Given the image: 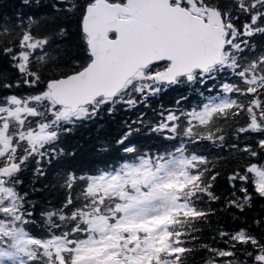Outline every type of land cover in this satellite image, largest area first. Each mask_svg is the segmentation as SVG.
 Here are the masks:
<instances>
[{
  "label": "snow or ice",
  "instance_id": "1",
  "mask_svg": "<svg viewBox=\"0 0 264 264\" xmlns=\"http://www.w3.org/2000/svg\"><path fill=\"white\" fill-rule=\"evenodd\" d=\"M15 16L0 15V56L19 76L0 71V264H188L201 251L202 264H264V235L217 229L216 247L197 227L220 200V157L201 145L250 161L228 176L226 209L250 208V187L264 198V0H20ZM180 87L196 102L152 108ZM139 106L153 116L125 120L96 167H59L74 129ZM51 167L63 196L37 215L25 174Z\"/></svg>",
  "mask_w": 264,
  "mask_h": 264
},
{
  "label": "trees",
  "instance_id": "2",
  "mask_svg": "<svg viewBox=\"0 0 264 264\" xmlns=\"http://www.w3.org/2000/svg\"><path fill=\"white\" fill-rule=\"evenodd\" d=\"M19 9L20 0H0V15H3L4 19L9 21L10 24L18 23L15 14ZM53 27L54 25L51 24L48 25L47 28L42 27L37 32V35L44 36L48 34ZM70 27L73 33L70 43L77 44L79 43V37L76 34L77 28L75 23ZM0 71H6L13 80L19 78L16 70L10 67L8 59L3 56H0ZM21 91L26 93L28 89L25 88ZM181 95H190L186 87L169 89L166 93L162 94L159 99L153 98L150 100V104L152 108H157L160 104H163L165 107L174 105L176 99ZM196 99L197 97L190 95V103H195ZM140 111H145L150 118L153 116L151 109H145L143 106H139L137 109L131 111L120 109L112 116L106 113L102 114V118L74 129L70 135L64 137L63 142L59 146L63 147L66 152L75 151L76 155L74 158L71 156L62 157L59 167L68 170L96 167L102 159V157L96 153L97 146L101 142L112 143L118 139L120 134L125 130L123 128V122L125 120L136 119ZM240 123L242 125L244 121L241 120ZM135 140L141 145H148L155 148L160 147V141L154 137L141 135L137 136ZM254 140L255 138L253 139V143ZM231 142L232 141L229 140V143ZM201 148L210 152L213 158L220 157V162H218L216 166V170L219 171L220 175L214 186V191L220 196V200L210 205L212 208L216 209V214L209 217V223L197 225L202 233V242L213 244L216 247H222V244L213 241L217 229L233 231L240 228H248L258 237L264 235V223L260 225L255 223L257 220H264V198L256 195L254 189L251 187L249 188V191L253 192L252 206L246 208L243 213L235 208H225V201L231 197L233 191L229 185L228 176L238 168H243L250 161L243 159L234 160L232 158L233 154H230L227 148L220 150L212 148L207 144L201 145ZM235 155H239V153ZM57 171V167L48 168L46 170V176L39 179H35L31 171L25 174L26 190H31L33 187V180H35L34 186L36 191H30V199L36 204L37 215L40 211H43L49 206V202L53 205L58 204L59 199L63 196V192L58 189L57 185ZM237 195H239V193H237ZM206 255L205 252L201 251L194 259H189L188 264H202Z\"/></svg>",
  "mask_w": 264,
  "mask_h": 264
}]
</instances>
